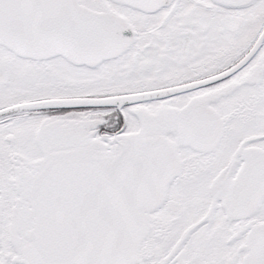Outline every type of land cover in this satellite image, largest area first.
Listing matches in <instances>:
<instances>
[{"label":"snow or ice","instance_id":"snow-or-ice-1","mask_svg":"<svg viewBox=\"0 0 264 264\" xmlns=\"http://www.w3.org/2000/svg\"><path fill=\"white\" fill-rule=\"evenodd\" d=\"M0 264H264V0H0Z\"/></svg>","mask_w":264,"mask_h":264}]
</instances>
